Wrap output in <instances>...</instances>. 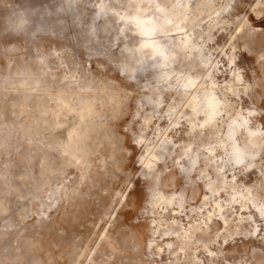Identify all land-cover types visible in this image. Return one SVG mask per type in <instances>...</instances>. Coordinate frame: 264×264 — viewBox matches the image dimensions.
<instances>
[{
	"label": "rangeland",
	"instance_id": "1",
	"mask_svg": "<svg viewBox=\"0 0 264 264\" xmlns=\"http://www.w3.org/2000/svg\"><path fill=\"white\" fill-rule=\"evenodd\" d=\"M75 2L66 8L65 0H0V264H264V25H257L264 0H180L181 7L177 0L168 7L160 0H108L99 20L95 12L105 0ZM155 6L180 13V32L169 28L162 42L190 36L207 62L178 58L166 84L149 62H136L148 50L130 51L143 40L125 18ZM146 15L159 23L166 16L155 8ZM244 51L249 56L237 68ZM117 70L146 77L134 102L116 90ZM188 76L195 90L181 95ZM57 80L67 87H56ZM200 89L222 102L215 126L189 106L151 122V138L170 143L148 144L146 151L158 167L174 158L178 176L163 182L158 201L149 184L137 210L135 198L127 203L131 185L120 179L118 133L131 127H117L124 106L134 111L167 95L170 108L180 103L177 95L191 103ZM72 102L83 109L74 120L64 111ZM144 111L151 118L152 105ZM234 120H246L263 142L232 165L223 142ZM70 136L81 150L70 151Z\"/></svg>",
	"mask_w": 264,
	"mask_h": 264
},
{
	"label": "snow or ice",
	"instance_id": "2",
	"mask_svg": "<svg viewBox=\"0 0 264 264\" xmlns=\"http://www.w3.org/2000/svg\"><path fill=\"white\" fill-rule=\"evenodd\" d=\"M255 2L259 3V0H255ZM160 3H162L164 7H168L169 0H160ZM174 6L181 7L183 5L180 3V0H177V3ZM260 6L264 7V4H261ZM157 11H163V9L158 7ZM252 19L255 20V17H252ZM257 25H264V15H261L259 17ZM137 27H139L138 22ZM129 31H132V29L130 28ZM139 35L145 37L146 41L140 46V49H130V51H132L133 53L140 51L141 49L151 48L152 43H155L154 37L157 35H163V30L157 27H152L146 31H141ZM5 41L7 43L12 42L10 38H5ZM247 56H249V53L247 51H244L240 54V58L236 60L237 68H242L240 60ZM148 58L153 61V63L150 65V67L153 69H163L168 66L166 63L161 62L162 60H167V57H165L163 51H156L154 55H150ZM251 59L255 61L256 57L252 56ZM2 62L3 61L0 60V63ZM151 74L152 73L150 72L149 75ZM245 76H248L247 72H245ZM113 79L118 81L119 84V88L116 90H123L121 93L122 97L127 96L130 101L134 102L135 99L140 95V92L138 91V82L142 79H146V77L139 75V70L135 75L131 74L130 72H126V74L122 75L121 72L117 70L116 76L113 77ZM161 79L166 82L167 77L161 76ZM43 83L47 86L52 84V81L45 80L43 81ZM55 86L67 87V85H61L59 80L56 81ZM113 87L115 88V86ZM184 87L190 90H195V86L192 85L191 82L184 85ZM72 90L75 91L74 88ZM161 91L166 90L161 89ZM129 92L135 93V95L128 96ZM188 94H190V92ZM176 98L180 101V103L177 105H172L170 108L166 103V101L170 99V96L167 95L164 97V101H160L153 97L152 99L145 102L143 107L135 106L134 111L132 110V105H125L124 107L128 109L127 114L124 116L125 118L121 121V123L117 126L119 129H124L125 125H131V127L127 128V130L120 131L118 133V135H122L124 137L122 142L118 140V145L121 152V168L123 170V173L120 175V179L121 181L126 180L127 184L131 185V190L127 192V203L132 204L133 198H135L137 210L143 207L144 202L147 199V192L145 191V189L149 186V184L152 185L153 200L158 201L161 198L160 190L163 188V182L168 180L172 176H178V173L175 169L177 161L174 158L171 165L165 166L161 164L158 167L157 163L155 162V158L150 154L152 150L148 149L146 151L148 144L156 145L158 143H170L169 141L161 142L159 141L158 137L154 139L151 138L154 135L151 132V122L155 119L160 118L161 116H164L166 118L174 117L176 108L180 106H190V102L187 101L186 98L181 99L179 95H177ZM72 103L73 107H65L64 111L74 120L78 115H80L83 109H81L80 104L76 102ZM149 105H152L151 118H149L147 113L144 111V108L148 107ZM164 108H169V111L165 113ZM208 108H211V105H209ZM208 108L202 109L204 115H209ZM3 114L7 116V109L3 110ZM201 118H203V116ZM243 123L246 125L248 122L245 120ZM171 127L176 128V125H172ZM66 131L67 129L61 131L59 135L63 137ZM157 155L163 158V149H161V152L157 153ZM181 159H185V157L181 156ZM236 159L237 162H239V157H236ZM261 159H264V155H262ZM186 163H188L187 160ZM191 163L194 165L195 162L193 161ZM168 169H171V171H168ZM182 171L187 173L188 171H190V169L185 168L182 169ZM165 172H167V174H164ZM179 178L183 180L184 177L180 176ZM130 216L131 218H136L137 212L131 211ZM261 230H264V213H262L261 216Z\"/></svg>",
	"mask_w": 264,
	"mask_h": 264
},
{
	"label": "bare ground",
	"instance_id": "3",
	"mask_svg": "<svg viewBox=\"0 0 264 264\" xmlns=\"http://www.w3.org/2000/svg\"><path fill=\"white\" fill-rule=\"evenodd\" d=\"M107 1L108 0H105V2L100 3L97 6V9H96V12H95V19L96 18L98 19L99 17H102V18L105 17V14L108 12L107 11V3H106ZM74 2H75V0H65L64 5L67 8V7H70ZM61 5L63 6L62 8H64V5L63 4H61ZM152 8L153 9L155 8V10H157L158 7L155 6V7H148V8L140 9L139 12L135 13L132 16H125V18H127V19L130 20L129 23L132 24V26L134 27L135 32L138 35H139V33L141 31H146V30H148V29H150L152 27H157V28H160V29L163 30V35H157V36L154 37L155 43H152V47L149 48V49H145V50H148V55L138 54L137 55L138 59H137L136 62L137 63H143L144 64L147 61L151 65L153 63V61L150 60L148 57L150 55H154L156 51H163L164 52L165 46L171 45L169 47L170 51L169 52H166V54H164L165 57H167V60H162L161 61L162 63H166L168 66L166 68H163V69H155V74H156L157 82L158 83H165V81L161 79V76H166L167 77L166 82L169 81L171 75L174 74V72L176 71L175 63L178 60V58H180V57H182L184 59H187V60L188 59L193 60V59L197 58V60L199 59L198 61L201 62L202 64L207 63L204 60L205 58L202 57V59H200L201 50H200V48L197 45H195L192 42V40L190 39L191 38L190 36H185V38H183V39L181 37H178V38L175 39V41L172 40V38H171V39L167 40L166 42H162V40L164 38V35L167 33V31L169 30V28H172L173 27V30L172 31L180 32V28L178 26V24L180 22L178 20L180 13L178 11H174V12L168 14L166 10H163L161 12L163 14H166V16H165L164 22L162 21L161 23H159V22H156V19L155 18L153 20V18H151L150 16H147L146 15V11L147 10H151ZM156 15H158V14H156ZM77 17L79 18V16H77ZM23 22H24V19H21L19 21V25H22ZM137 22L139 23V27H137ZM90 23H92V22H90ZM106 26H108V23H106ZM109 31H111V30H109ZM89 33L91 35L95 33V28H94L93 25H90L89 26ZM104 36L105 35H103V37ZM140 37L143 40L142 44L145 43L146 38L143 37V36H140ZM133 73H134V70L132 71V74ZM189 82H191V84L193 85L194 84V78L191 77V76H188L185 79L184 83L182 84V86L180 88V94L181 95H184V94H186V93H188V92L191 91L190 89H187V88L184 87V85L188 84ZM209 105H211V108H208ZM221 106H222V102H221V100H219L216 97V95L214 94L213 90H209V89L203 90V89H200L197 93H193L192 94V101L190 103L189 109H190V111H191V113H192L193 116H197V115H200L201 117L203 116V118H202L203 124H205L207 126H210V127H214L215 124H216L218 115L222 111ZM87 107H88V105H87ZM205 108H208L209 115H204V112L202 111V109H205ZM92 111L91 110H87V114L90 115L91 113H93ZM83 121H84V119H83ZM243 122H244L243 120L242 121L241 120H234V121H232L229 124V130H228V132L226 134V139H225L224 142L222 141L224 143V145H225L224 146V150H225V152L227 154L228 161L232 162V165H234V164H241L244 159L251 158L252 156H250V150H252V149H258L262 145V142H263L261 140V138L257 135L256 131L252 130L251 128L246 127V125ZM75 134H76L75 132H72V135L71 136H73ZM71 136H70V142L68 143V148H70V151L71 150H74V152H75V150H77V151L78 150H81L79 148V146H78L79 145L78 142L77 141H74ZM236 136H237V138H235ZM238 136H240L244 141L243 142H240ZM68 139H69V137H68ZM83 143H84V140H83ZM62 147H63V145H62ZM62 149L64 150V148H62ZM236 157H239V162H237ZM75 159H76V157H75ZM187 180H188V178H187ZM210 186H211V184H210ZM148 200H149V198H148ZM161 200H163V199H161ZM215 206H217V204ZM218 209H220V208H218Z\"/></svg>",
	"mask_w": 264,
	"mask_h": 264
}]
</instances>
